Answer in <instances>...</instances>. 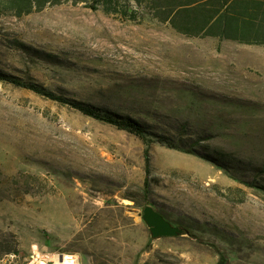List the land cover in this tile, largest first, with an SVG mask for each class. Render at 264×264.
I'll return each instance as SVG.
<instances>
[{"label": "rangeland", "instance_id": "rangeland-1", "mask_svg": "<svg viewBox=\"0 0 264 264\" xmlns=\"http://www.w3.org/2000/svg\"><path fill=\"white\" fill-rule=\"evenodd\" d=\"M142 13L65 2L0 14V73L149 131L0 77V264H28L37 246L82 264H264V46L188 37ZM156 135L196 141L239 177ZM146 206L183 233L153 237Z\"/></svg>", "mask_w": 264, "mask_h": 264}, {"label": "trees", "instance_id": "trees-1", "mask_svg": "<svg viewBox=\"0 0 264 264\" xmlns=\"http://www.w3.org/2000/svg\"><path fill=\"white\" fill-rule=\"evenodd\" d=\"M65 2L83 3L93 10L103 9L107 13L116 14L129 20H138L144 9L157 20L169 24L177 32L189 37L213 36L245 43L264 44V0H0V14L11 13L23 16ZM0 77L50 99L70 104L85 115L111 123L143 139H146V134L149 133L136 118L106 114L90 104L57 95L37 82L21 81L2 73H0ZM156 136L160 142H165L170 147L182 148L187 152H197L220 167L229 170L236 178L239 177L238 173L232 172L234 170L232 163L224 161L212 153H206L208 154L206 155L197 151L194 140L188 143L184 137ZM146 171L148 174L150 173V152L148 150L146 152ZM246 182L256 186L254 183Z\"/></svg>", "mask_w": 264, "mask_h": 264}, {"label": "water", "instance_id": "water-1", "mask_svg": "<svg viewBox=\"0 0 264 264\" xmlns=\"http://www.w3.org/2000/svg\"><path fill=\"white\" fill-rule=\"evenodd\" d=\"M141 215L149 226L153 237H173L183 233V229L174 226L161 213L151 206H146Z\"/></svg>", "mask_w": 264, "mask_h": 264}, {"label": "built area", "instance_id": "built-area-1", "mask_svg": "<svg viewBox=\"0 0 264 264\" xmlns=\"http://www.w3.org/2000/svg\"><path fill=\"white\" fill-rule=\"evenodd\" d=\"M37 259L38 264H82L81 258L73 252H47L39 251L38 246L33 249L32 259L28 264H32Z\"/></svg>", "mask_w": 264, "mask_h": 264}, {"label": "crops", "instance_id": "crops-1", "mask_svg": "<svg viewBox=\"0 0 264 264\" xmlns=\"http://www.w3.org/2000/svg\"><path fill=\"white\" fill-rule=\"evenodd\" d=\"M188 37H189V36H188ZM199 38H214V39H218V40H220V41H231V42H233V43L242 44V45H245L246 47H250V48H261L262 46H264V44L245 43V42H240V41H238V40L227 39V38H220V37H213V36L199 37Z\"/></svg>", "mask_w": 264, "mask_h": 264}, {"label": "bare ground", "instance_id": "bare-ground-1", "mask_svg": "<svg viewBox=\"0 0 264 264\" xmlns=\"http://www.w3.org/2000/svg\"><path fill=\"white\" fill-rule=\"evenodd\" d=\"M32 264H38L37 259H34L33 262H32Z\"/></svg>", "mask_w": 264, "mask_h": 264}]
</instances>
